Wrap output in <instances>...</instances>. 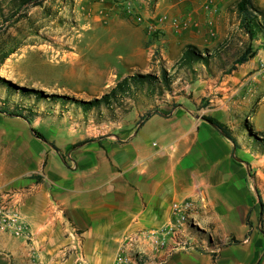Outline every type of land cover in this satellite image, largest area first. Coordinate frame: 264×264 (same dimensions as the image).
Masks as SVG:
<instances>
[{
    "label": "crops",
    "instance_id": "obj_1",
    "mask_svg": "<svg viewBox=\"0 0 264 264\" xmlns=\"http://www.w3.org/2000/svg\"><path fill=\"white\" fill-rule=\"evenodd\" d=\"M236 1L158 0L155 10L144 11V16L149 21L168 17L164 42L167 62L172 63L176 47L180 56L187 45H210L222 53L235 32L242 36ZM253 1L264 8V0ZM136 31L131 69L146 66L139 62L145 23ZM258 54L245 64L256 61ZM132 75L126 71L123 78ZM5 93L0 86V191L20 192V211L32 233L30 240H16L0 231V249L9 245L16 264H75L78 254L84 264H114L128 238L139 232L165 238L163 248L150 236L134 246L149 261L225 264L221 257L213 259L208 246L184 248L166 234L178 218L175 207L185 203L203 227L213 224L239 235L250 230L237 221L243 203L252 205L243 202L247 182L243 186L241 174L229 171L226 138L191 111H153L135 125L102 136L93 133L85 140L78 128L66 123L61 102L33 103L37 115L27 123L3 113L18 100L14 95L6 102Z\"/></svg>",
    "mask_w": 264,
    "mask_h": 264
},
{
    "label": "rangeland",
    "instance_id": "obj_2",
    "mask_svg": "<svg viewBox=\"0 0 264 264\" xmlns=\"http://www.w3.org/2000/svg\"><path fill=\"white\" fill-rule=\"evenodd\" d=\"M13 1L16 0H0V86L18 97H38L42 101L49 95L64 97L65 100L52 101L62 103L66 123L78 128L85 140L92 138L93 133L102 136L118 127L135 125L153 111L171 109L191 111L197 119H216L233 131L239 145L237 149L226 139L229 171L241 174L243 186L247 182L243 202L249 200L252 205L249 208V203H243L237 221L247 228L250 226V230L239 235L230 229H216L213 224L203 227L197 223V212L183 208L182 204L177 220L166 234L171 236L176 232L179 238H186L191 242L188 248L208 246L213 250V259L221 257L225 264H264V153L249 139L251 132L255 139L264 138L261 41H250L243 33L244 37L235 32L224 42L222 53L210 45L197 49L209 59L208 66L189 68L180 60L179 47L172 53L173 62H167L164 25L168 17L156 16L149 21L144 16V11L155 10L158 0H72L71 3L46 0L41 6L30 4L13 17L5 16ZM127 7L139 13L144 21L137 23L134 17L127 16ZM144 23L147 34L139 62L146 66L131 69L129 55L139 39L136 28ZM147 25L153 26V31ZM247 48L253 53L251 59L259 53L256 61L230 70ZM161 67L173 82L172 92L163 97L155 91L141 92L114 111L95 107L83 112L78 104L100 98L126 71L133 72L132 76L160 77ZM133 252L136 253L135 248ZM13 256L9 245H1L0 264H16Z\"/></svg>",
    "mask_w": 264,
    "mask_h": 264
},
{
    "label": "trees",
    "instance_id": "obj_3",
    "mask_svg": "<svg viewBox=\"0 0 264 264\" xmlns=\"http://www.w3.org/2000/svg\"><path fill=\"white\" fill-rule=\"evenodd\" d=\"M46 0H16L13 1L9 12L7 14H3V10H1L2 17L8 16L13 17L15 14L20 13L22 10H26L33 4L34 6H41L43 2ZM64 2H72V0H63ZM234 10L236 13V17L239 21V28L241 31L248 37V40H260L262 44V49L264 50V8L258 7L255 5L253 0H237L234 4ZM6 19V18H4ZM253 57V53L251 48H247L234 62L232 68L230 70H234L236 65H242L246 63L249 59ZM211 59V58H210ZM180 60L184 65L187 67H193V65H205L208 66L209 59L207 56H202V54L192 45H187L181 55ZM160 77H155L152 75H141L136 74L134 76H127L120 79L114 87H112L107 93L102 95L100 98H96L94 100L85 102L79 101L78 104L83 112H87L92 108L95 107H104L107 111H114L116 108H119L123 105L124 102L131 101L136 99L138 93H145L149 94L152 91L160 94V97H163L165 93L172 92V80L170 76L167 74L166 70L161 67L159 70ZM1 81V80H0ZM9 86H12L10 83L2 81ZM14 87V86H12ZM28 92H32L38 95H42L41 92L35 90H27ZM6 102L9 103L10 97L13 95L10 94L9 91H6ZM46 100L52 99H61L65 100L64 97L49 95L45 96ZM9 98V99H8ZM18 100L16 103L12 102V108L9 107L2 109L3 113L9 115L11 117H19L24 119L27 123H30L36 113L32 111L33 103L39 102L41 99L35 97V100L31 103H27L26 99L30 98L27 96H20L17 97ZM149 114H146L148 116ZM204 120L211 122L217 126V128L225 134V136L232 140L233 145L235 148L238 149L237 142L235 138L232 136L230 130L224 126L223 124L219 123L218 121L204 117ZM35 136L43 139V137L36 131H33ZM247 138V136H246ZM250 140H254L258 146H260L261 150L264 153V138L255 139L254 133L251 132V136L249 137ZM248 139V140H249ZM247 140V141H248ZM249 140V141H250ZM248 141V142H249ZM262 207V204H261ZM263 209L260 211V215L262 216ZM234 243H238V241H234Z\"/></svg>",
    "mask_w": 264,
    "mask_h": 264
},
{
    "label": "built area",
    "instance_id": "obj_4",
    "mask_svg": "<svg viewBox=\"0 0 264 264\" xmlns=\"http://www.w3.org/2000/svg\"><path fill=\"white\" fill-rule=\"evenodd\" d=\"M125 13L127 16L134 17L137 23H142L144 19L139 13H136L133 9L129 7L125 8ZM149 31H153V26L147 25ZM20 192H1L0 191V231L8 233L16 239L30 240L32 233L29 224L23 217L20 211ZM185 209H192L190 203H185L183 205ZM181 209L175 207V212H179ZM171 231V226L168 228V233ZM150 236L152 243L155 246L163 248L165 245V238L157 237L155 233L149 232H139V234L132 235L128 238L125 246L122 249L121 254L117 258L114 264H163V259H155L154 261L147 260L141 253H134L133 248L139 242V240L146 239ZM172 238L178 239L180 241V246L188 248L191 246L186 238H179L176 232L171 235ZM40 264V263H37ZM75 264H84L83 257L78 254Z\"/></svg>",
    "mask_w": 264,
    "mask_h": 264
},
{
    "label": "water",
    "instance_id": "obj_5",
    "mask_svg": "<svg viewBox=\"0 0 264 264\" xmlns=\"http://www.w3.org/2000/svg\"><path fill=\"white\" fill-rule=\"evenodd\" d=\"M210 126H212L215 130H218L219 132H220V134L222 135V136H224L227 140H229L230 142H232V140L231 139H229V138H227L226 136H225V134L224 133H222L218 128H217V126L215 125V124H213V123H211V122H208V121H206Z\"/></svg>",
    "mask_w": 264,
    "mask_h": 264
},
{
    "label": "bare ground",
    "instance_id": "obj_6",
    "mask_svg": "<svg viewBox=\"0 0 264 264\" xmlns=\"http://www.w3.org/2000/svg\"><path fill=\"white\" fill-rule=\"evenodd\" d=\"M73 75V74H72Z\"/></svg>",
    "mask_w": 264,
    "mask_h": 264
}]
</instances>
